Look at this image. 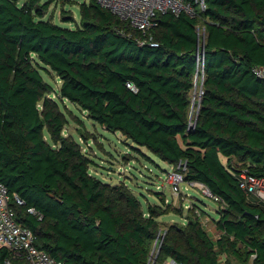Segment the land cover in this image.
I'll return each instance as SVG.
<instances>
[{"label":"trees","instance_id":"trees-1","mask_svg":"<svg viewBox=\"0 0 264 264\" xmlns=\"http://www.w3.org/2000/svg\"><path fill=\"white\" fill-rule=\"evenodd\" d=\"M53 1L0 0V182L35 246L66 264H148L155 242L154 264H220L221 257L264 264V205L228 170L264 176V81L251 72L264 65V0H204L195 16L161 14L146 32L95 0L79 3L75 27L60 26L44 18ZM202 40L203 94L193 118ZM64 101L172 169L185 164L184 181L220 199L217 237L194 212L161 234L158 217L169 210L143 209L124 181L91 171L93 159L64 134ZM6 261L27 264L0 246Z\"/></svg>","mask_w":264,"mask_h":264},{"label":"rangeland","instance_id":"rangeland-1","mask_svg":"<svg viewBox=\"0 0 264 264\" xmlns=\"http://www.w3.org/2000/svg\"><path fill=\"white\" fill-rule=\"evenodd\" d=\"M82 1L88 0H55L50 3L44 18L51 19L60 26L75 27V24L79 23V3ZM68 15L73 17V21H67ZM43 76L53 88L59 87L60 81L52 71H44ZM61 107L65 108L68 120L64 134L72 135L79 140L83 151L93 159L91 171L96 176L109 183L124 181L138 196L143 209H147L148 204L152 206L158 204L163 210H169L166 215L158 217L161 234L169 224L174 221L182 223L183 218L194 212L202 218L208 233L215 236L211 218L218 217V203L205 193V186L199 183L195 186H187L186 183L181 182L179 185L181 191L177 195L174 194L168 177L169 172L173 170L170 165L144 148H140L139 151L134 149L132 146L135 145L122 134L100 126L89 119L79 107L68 101L62 102ZM158 246L156 247L155 242L148 264H154ZM166 264H174V262L171 260ZM220 264H226L223 257L220 258ZM232 264L241 263L233 260Z\"/></svg>","mask_w":264,"mask_h":264},{"label":"built area","instance_id":"built-area-1","mask_svg":"<svg viewBox=\"0 0 264 264\" xmlns=\"http://www.w3.org/2000/svg\"><path fill=\"white\" fill-rule=\"evenodd\" d=\"M104 9L111 12L120 21L124 22L131 29L146 32L154 27L157 18L161 14L171 13L178 16L186 13L190 16L196 15V9L204 10L206 5L204 0H95ZM198 35L204 39V30L197 28ZM203 45L198 44L197 52V75L195 76V84L191 99L192 110L199 109L200 99L203 94L202 81L204 76L203 68ZM251 72L254 76L264 81V65H253ZM200 73V75L198 74ZM199 79V83H198ZM130 86V85H129ZM194 112V111H193ZM194 114H192L193 116ZM185 170V164L178 163L176 169L169 172V180L172 185L174 194H178L180 183L184 182L188 186H195L198 182H185L182 171ZM229 172L237 176L238 186L245 192L247 196L254 197L258 202L264 205V176H256L251 174L247 168H241L236 172L232 168ZM200 184V183H199ZM202 185V184H200ZM205 193L212 197L215 201L220 199L213 196L206 188ZM15 202L23 205V201L15 196ZM27 212L42 218V214L33 207L27 208ZM35 236L31 230L22 226L17 222L15 213L9 205V193L7 187L0 182V246L9 249L17 255H23L27 264H66L62 260H57L44 250L38 249L34 244ZM158 238L156 239V241ZM5 264H9L6 261Z\"/></svg>","mask_w":264,"mask_h":264},{"label":"crops","instance_id":"crops-1","mask_svg":"<svg viewBox=\"0 0 264 264\" xmlns=\"http://www.w3.org/2000/svg\"><path fill=\"white\" fill-rule=\"evenodd\" d=\"M193 111H194V112H193ZM195 111H196V109H193V110H192V107H190V116L193 117V118L196 117V112H195ZM192 114H194V115L192 116ZM165 215H166V214H165ZM217 218H218V217H217ZM217 218H213V217L211 218V220H212L211 223H212V226H213L212 229H214V231H215V236H214L215 238H216L217 235H218V230L215 229V225H214L213 222H214ZM183 220H185V219L183 218ZM159 222H160V221H159ZM174 222H175V221H174ZM176 222H177V221H176ZM210 228H211V227H210ZM168 261L170 262L171 260H168ZM166 263H167V262H166Z\"/></svg>","mask_w":264,"mask_h":264},{"label":"water","instance_id":"water-1","mask_svg":"<svg viewBox=\"0 0 264 264\" xmlns=\"http://www.w3.org/2000/svg\"><path fill=\"white\" fill-rule=\"evenodd\" d=\"M203 44H204V40H202V45H203ZM197 113H198V111L196 112V117H197ZM159 247H160V246H158L157 253H158ZM148 262H149V261H148Z\"/></svg>","mask_w":264,"mask_h":264}]
</instances>
